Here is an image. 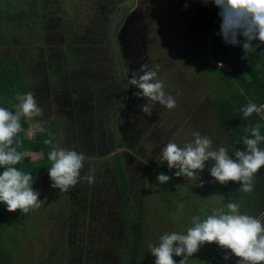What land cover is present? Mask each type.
I'll return each mask as SVG.
<instances>
[{"label":"trees","instance_id":"trees-1","mask_svg":"<svg viewBox=\"0 0 264 264\" xmlns=\"http://www.w3.org/2000/svg\"><path fill=\"white\" fill-rule=\"evenodd\" d=\"M19 1L15 0V4L13 5L11 0H0V107H4L15 113L16 105L19 104L17 100L18 95H24L28 92H39L41 87H44L46 92L54 95L57 93L65 95L62 101H70V98H72L71 101L75 103L72 118L77 122V117L79 114H82V111L77 110L78 101H75V96L81 85L80 82H76L77 77L71 68L72 59L68 56L66 48H59L60 52L63 50L64 52L63 55L60 54V57L57 58L53 56L54 51L50 52L47 49L44 51L45 54H40L39 48L41 46L31 47L21 42L19 44L13 42L16 36L20 37V39L22 37L35 39L37 36V42L41 38L42 42L49 46L51 45L50 42H52L51 36L55 32L56 35L60 34L58 36L60 39L67 35L69 36L66 25L64 26V20H68L65 15L69 16L66 10H64L65 14H63L65 7L64 0H21L20 5ZM77 3L82 5L83 1L77 0ZM191 6L203 7L199 15L195 16L194 25H184L183 22L185 21H183V18L179 24L186 27L184 34L188 32L191 38L206 37L207 40L210 37V40L207 41L208 49L203 52L204 57L199 54L196 56L198 60L197 58L194 60H197L198 66L211 74L216 82L222 83L225 91L224 94L208 98L203 103L202 110L206 112V118L208 116L211 117V121L208 122L220 128L225 137L231 141L232 150L229 151V155L232 159H235L233 153L235 149L246 150L245 145L242 143L243 138L245 136L253 138L251 137V128L259 126L260 133L264 136V108H262L261 113H253L252 116L247 118L244 117L241 111L249 103H255L258 107L264 106V45L260 44L258 40L253 41L252 45L255 51L246 53L242 46L245 42L242 35L239 36V43L237 45L226 43L221 34L222 19L219 15L220 9L212 0H151L146 6L150 14L143 21L140 20L142 22L139 21L140 24L145 21L144 44L149 47L150 51L152 42L157 41V50L159 53L163 52L160 47L162 38L159 33L165 21L174 22L173 7L186 12L187 8ZM162 8L164 10H161ZM70 17L75 18L72 14H70ZM155 20L159 24L154 25ZM184 34L181 32L179 38L184 39ZM182 35L183 37H181ZM153 56L151 52L144 57L145 59H150L147 63L145 61V67L150 68L155 64V59H151ZM113 59H116V57ZM223 66L229 68L226 69ZM67 76L70 79L69 88H66L64 85L66 84ZM139 100H143L141 101V106L147 103L146 98L139 97ZM156 110L157 112L160 111L157 105ZM155 117L154 113L151 116L140 114L136 123L137 127H135L136 130H139L140 136L139 134L136 135L135 138L133 137L134 140H124L123 137L117 142V145L114 141L113 132L108 127L111 136L107 135L110 145L107 151L110 153L111 146L116 145L115 147L120 150V153L115 154L113 157H101V165L103 167L97 170L95 169L90 172L81 170L82 177L83 174L94 177V183L92 184L84 180L86 183L83 186L87 188V196L83 194L75 196L73 199L65 200L60 205L61 209L58 210L59 216H62L63 224L60 232L63 233V241L68 240L72 246L66 247L63 250L50 252L46 258H43L42 264H148L147 258L140 255L141 245L146 239L147 230L155 226V223L147 224V229L144 228V222L147 220L144 203L141 201L139 193L133 188L135 182L132 173L135 170L131 168L132 163L130 161L126 163L124 161L127 158L129 159L127 155H129L130 150L145 142L144 137L150 130L148 124L154 125ZM31 123L32 118H22L21 125L23 131L14 137L13 147L16 151L31 153L30 156H25L15 167L21 172L30 173L34 182L36 178L43 175L48 181H51L48 174V168L51 167V164L48 168L46 165L51 162L48 156L53 149V142L51 144L44 143L45 140H51V137L43 131L36 132L34 137L30 139L29 130ZM203 123L200 120L195 123L194 132H199L201 136H206L207 134L200 132L201 128H204L205 132L207 130L206 126H202ZM106 131L108 133V129ZM52 139L55 140V138ZM111 139L113 140L112 143H110ZM258 146L264 150V141ZM32 155H41L43 158L35 162L31 158ZM212 163L211 161L207 162L202 172L205 175L203 178L204 182L206 184L213 183L211 185H214V183L218 184V187L222 188V191L227 194V198L232 195V203H243V206L239 207L241 214L259 218L260 214L264 213V167L256 175L253 182L254 190L251 193H246L240 189L241 185L237 182H229L226 185H222L215 181L210 174ZM152 164L155 165L154 163ZM86 165L87 162H85ZM151 165L149 164V167ZM105 168L108 171V176H106V171L104 173L103 170H100ZM148 168L144 172L147 177L148 172L154 171L156 173V169L159 173L168 175V172L162 171L156 165L155 170L154 167H150V170ZM3 171L4 169L0 168V173ZM168 176L170 179L175 178L170 175ZM175 181H177V184H180L179 188L184 184L183 181ZM168 185L171 188L173 184L168 183ZM90 187L92 189H88ZM179 188L176 196H180L181 189L179 190ZM169 195H173V192L170 193V190L167 195L159 194L158 192V196H161L165 200L170 198ZM83 196L86 197L82 198ZM89 198L91 199V204H89L91 209L85 210L84 208L87 207ZM93 198L97 200L95 204L92 203ZM244 200L246 202L245 206ZM73 206H77L86 212L88 211L85 222L89 219V222H96L94 226L100 228L96 230L92 225H90L91 227L84 228L86 230V237L88 232L90 238H95L96 235L105 236L106 238L100 237L96 242L95 239H89L88 247L78 245L79 243L88 241L84 240L79 243L74 241V233L68 226V223L73 219V216L70 215ZM101 207H103L102 215L105 217H101L94 210L95 208L101 209ZM136 207L139 209L136 210ZM77 215L76 223H78L80 213ZM24 216L26 215H23L19 210L13 213L8 212L6 205L0 204V264H19V260L24 259V257L19 259V245L23 238L20 233L24 232L23 229L21 230L24 223H21V220ZM136 217L138 219L137 223L133 225ZM207 217L201 216V221ZM81 218L83 220V217ZM192 226L194 225L192 224ZM67 232L68 234H66ZM207 245L220 248L216 244ZM151 247L149 246L146 250L150 251ZM210 250V248L205 250L208 253L206 261L214 254V250L212 249L211 252H208ZM117 252L120 253L119 258H117ZM131 252H134V261L132 258L127 257V254Z\"/></svg>","mask_w":264,"mask_h":264},{"label":"rangeland","instance_id":"rangeland-1","mask_svg":"<svg viewBox=\"0 0 264 264\" xmlns=\"http://www.w3.org/2000/svg\"><path fill=\"white\" fill-rule=\"evenodd\" d=\"M82 1L83 3L80 5L77 3V0H64L65 7L63 9V14H65L64 10L69 14V16L65 15L68 20H64V26L66 25L69 36L67 35L63 39H59L57 43L59 44V48L64 47L69 52H67V54L72 59L71 68L77 77L76 82H80L81 87L78 88L79 90L75 96V101H78V110L83 112V114H81L83 119L82 121L76 122L72 118L75 105L74 102L68 103L64 100L66 103L62 105V109L56 107L55 103L53 105L51 104L50 108L44 106L43 117L46 116L45 112H47V116L45 119L41 116L32 118L29 138L32 139L36 132L43 131L48 133V136L51 137L53 142V148L74 149L78 153H83L86 157L85 162H87V165L85 166L84 162L85 169L83 168L82 170L90 172L103 167L101 165V157H113L115 153H120V150L114 151V146H111L110 153L108 151H99L94 154V150L98 151L95 149L96 147H99V149L102 148L101 144L106 141V129H108L107 135L111 136L108 128L110 125V108L107 110L106 114L105 111L101 110L100 100L102 99L99 98L100 86L102 83L107 82L110 91L111 82L117 79L116 75L119 63L116 59H113L115 57V50L110 41L113 40L112 36L119 26L115 11L120 9L125 1ZM141 1L145 2L146 0H134V6ZM20 2L21 0L19 1V5L21 4ZM11 3L14 5L15 0H11ZM79 3L81 2L79 1ZM123 7L124 6H122L121 9ZM173 8L172 14L174 16V22L165 21L159 33L162 38L160 47L163 52L159 53L157 50V41L152 42L151 51L147 45L139 42V47L141 49L139 70L142 75L144 71L156 70L158 65L159 70L157 72V79L163 83L166 94L174 97L176 107L167 109L158 103L154 104L152 112L154 116H156V120L154 119L155 121L153 122L154 125L151 126V124H148L150 130L144 137L145 142L139 144L133 150H130L129 155H127L129 159L127 158V160L124 161L125 163L130 161L132 163L131 168L135 170V172L132 173L135 182L133 188L139 193L140 199L144 203L147 219L144 222V228L147 229V224L155 223V226L147 230L146 239L141 245L140 255H142L141 257L145 256L147 258L148 264H152L155 261V257L150 251H147L146 248H149V246H158L162 236L171 234L172 232L187 234L188 228L193 224L194 217L198 216L201 219L203 215L207 217L215 213L227 212V204L232 203V195L227 198V194L222 191V188L218 187V184H206L203 179L205 175L202 172L197 173V176L190 180L183 176L178 178L175 175L177 169L169 171L167 162L163 161L161 158V153L169 142L176 143L181 148L189 143H193L195 137L194 133H196L194 132V125L199 120L204 122L202 126L207 127L206 132L204 128H201L202 130L200 132L207 134L206 137L212 141L214 150H218L219 147L222 146L226 147L228 152L232 150L231 141L225 137L220 128L208 122L211 121V117L208 116L206 118V112L202 110V105L208 98H214L217 95L225 93L223 84L216 82L211 74L205 72L197 64L198 58L196 56L201 54V56L204 57L203 52L208 49L207 41L210 40V37L206 40V37L191 38L188 32L184 34L186 28L184 25H194L195 16L199 15L203 7L191 6L187 8L186 12L180 11L177 7ZM161 10H164V8ZM70 14L75 18L80 17L81 19L72 18ZM146 16L147 15L143 17ZM182 18L183 21H185L183 22L184 25L179 24ZM156 24H159L157 20H155L154 25ZM139 27L141 34L145 29V21L139 24ZM181 32L184 34V39L179 38ZM181 37H183V35ZM39 39L37 42V36L35 39H26V37L20 39V37L16 36L13 42L15 44L21 42L31 47L43 46L45 43L42 42V39ZM51 44H53V42H51ZM126 44L128 45V50L129 48L133 49L134 46H130L131 43ZM63 52L64 50L60 52L61 55H63ZM151 52L154 55L151 59H155V64L147 68L144 64L145 61L147 63L150 59H145L144 57ZM127 53L128 51L126 54ZM195 58H197V60H194ZM223 67H226V69L229 68L227 66ZM120 73L121 71L119 68V74ZM43 92L45 93L46 89L41 87L39 92L36 91L33 93L37 103L38 98ZM42 98L44 99V96H42ZM82 99L85 101H81ZM92 101L93 103H91ZM141 101L143 100H139L138 102L140 110ZM101 103L103 102L101 101ZM156 105L160 109L159 112L156 110ZM136 132H139V130H136ZM138 134L140 136V132ZM52 138H55V140ZM31 158L33 161L37 162L42 160L43 156L32 155ZM110 160L112 161L111 158ZM151 163H154L162 171L168 172V175L175 177V180H180V182L183 181V186L179 188L180 184H177V181L174 179H170V182H168L173 184L171 188L168 183H158L157 177L158 174L161 173H159L155 165H151ZM50 164L51 162L46 165L47 168L50 167ZM149 164L151 165L150 167H154V170L156 169V173L154 171H152L153 173L148 172L147 177L144 172H146V168L149 167ZM150 167L148 170H150ZM100 170H103L104 173L106 171V176H108L106 168ZM83 176H86V174H83ZM81 180L82 181L75 187L70 188L67 192H61L59 189H54L51 186L52 181H48L44 175L36 178L33 184V190L40 194L39 198L41 201L46 202L39 209L30 211L21 220V223L24 222L21 228L24 232L20 233L23 238L19 245V259L21 257H24V259L19 260V264H42L43 258H46L50 252L54 250H63L66 247L72 246L68 240L63 241V233L60 232V228L63 224L62 216H59L58 210L61 209L60 205L65 200H70V198L73 199L75 196H81L83 194L87 196V188L83 186L86 182H84L83 179ZM101 184H99V186H101ZM200 184H203V187H200ZM206 185H208V187H206ZM178 188L179 190L181 189L179 193L180 196H176ZM88 189H92V187ZM174 189L176 190L175 192ZM169 190L170 193L173 192V195H169L170 198L168 200L158 196V192L159 194L167 195L169 194ZM228 194L230 196V192ZM90 200L89 198L87 207L84 208L85 210L91 209V206L89 207V204H91ZM96 201L97 200L93 198L92 203L95 204ZM237 205L242 207L243 203L237 202ZM245 205L246 202L244 200V206ZM138 209L139 208L136 207V210ZM94 210L101 217H105L102 215L103 207H101V209L95 208ZM78 213H80V218L77 221L78 223H76L75 220L78 217ZM70 215L73 216V219L68 223V226L74 233L73 238L75 242L79 243L84 240L88 241L89 239H95L96 242L100 237L106 238L105 236L98 235H96L95 238H90L88 232L87 237L85 236L86 230L84 228L91 227L90 225L96 230L100 229L94 226L96 222H89V219L85 222L88 211L86 212L79 209L77 206H73ZM81 217H83V220ZM137 220L136 217L133 225H136ZM66 234H68V232ZM89 242L90 241L79 243L78 245L88 247ZM203 246L205 250L207 248L211 249L208 252H211L212 249L214 250V254L210 259L206 261L208 259V253L203 252L200 247L197 253L188 258L187 264H205L206 262V264H210L213 257L216 256L220 250V248L216 246L207 244ZM116 255L118 256L117 258H119L120 253L117 252ZM57 256L59 257V255ZM133 256L134 252L127 254V257L132 258L134 261L135 257ZM173 259L176 261V264H179L182 257L174 256ZM234 262H239V258L232 255V264H234ZM214 263H217V260L212 264ZM217 264H219V262Z\"/></svg>","mask_w":264,"mask_h":264},{"label":"clouds","instance_id":"clouds-1","mask_svg":"<svg viewBox=\"0 0 264 264\" xmlns=\"http://www.w3.org/2000/svg\"><path fill=\"white\" fill-rule=\"evenodd\" d=\"M220 9L222 19L221 34L226 43L237 45L238 37L245 38L243 49L246 53L255 51L253 41H259L264 45V0H212ZM156 70L144 71L137 76L132 73L129 85L139 91L137 97L146 98L147 103L141 106V111L148 116L152 115L153 104L158 103L167 109L176 107V101L172 95L166 94L163 83L157 79ZM19 104L15 113L0 107V204L7 207L10 213L19 210L23 215L39 209L46 201L40 200V194L33 190V177L30 173H24L15 167L25 156L31 153H20L13 147L14 137L23 131L22 118L31 119L43 115V109L38 106L32 92L18 95ZM264 106L258 107L255 103H249L241 111L245 118L253 113H261ZM251 137L245 136L242 143L246 150H234L235 159L229 155L226 147L214 150L212 141L194 133L195 140L183 148L176 143L169 142L161 153L163 161L167 162L169 171L177 169L176 177L183 176L193 179L197 173L203 172L207 162H213L210 174L222 185L229 182H237L241 190L251 193L254 190V180L260 169L264 167V150L258 145L264 141L259 126L250 129ZM45 144H51V140H45ZM48 159L51 167L48 174L52 181V187L61 192H67L75 187L81 179L89 184L94 183L91 175L81 176L84 168L85 155L74 149L53 148ZM168 175L159 174L157 181L167 184ZM203 187V184H200ZM227 212H219L209 215L201 221L200 217L193 218L192 227L187 234L172 232L161 237L158 246H152L151 254L155 257L154 264H176L174 256L182 257L179 264H187L188 258L197 253L205 244H216L231 255L239 258V264H264V213L260 217H254L239 212L236 203L227 204ZM231 255H225L227 261Z\"/></svg>","mask_w":264,"mask_h":264},{"label":"flooded vegetation","instance_id":"flooded-vegetation-1","mask_svg":"<svg viewBox=\"0 0 264 264\" xmlns=\"http://www.w3.org/2000/svg\"><path fill=\"white\" fill-rule=\"evenodd\" d=\"M121 1H125V3L121 5V7L122 6L124 7L122 9L120 7V9H117L115 11L117 15L116 16L117 22H119V26L115 30L114 35L112 36L113 40L110 41L115 50L114 55L116 57V61L119 63L118 71L116 75L117 79L114 82H111L110 84L111 92L109 91L108 83L107 82L102 83L100 86V96H99V98L102 99L100 100L101 110L105 111V114H106L107 110L110 108V111H109L110 126L109 127L113 132L114 141L116 145H117V142H119V140L123 137H124V140H129V139L134 140L133 137L135 138L136 135H138V132L135 133L136 132L135 127H137L136 123L140 117V114H145L138 107L139 97H137L135 93L139 90L135 88L134 86L129 85L128 81L132 73H136L137 76L141 75L140 70H139L140 68L139 58L141 54L139 42L144 43L145 36H144V32L140 34L139 21L140 20L143 21L145 19V17L143 16L150 14L146 6L151 0H146L145 2L141 1L136 6H134V3H135L134 0H120V2ZM126 27L127 29H129L128 30L129 33L123 36V32L125 31ZM59 35H56V32L52 34L51 38H52L53 44H51L50 42L51 45L49 46L46 43H45L46 47L41 46L39 48L40 54H45L44 53L45 49H47L48 51H52V48H53L54 49L53 56L59 58L61 53L59 50H56L57 48H59L58 46L59 44L57 43V41L59 42V39H60L58 37ZM126 43H131L130 46H134L133 49L129 48L128 50V45ZM127 51L128 53L126 54ZM119 68L121 71L120 74H119ZM64 85L66 88L70 87V79L68 76L66 78V84ZM42 96H44V99L42 98ZM64 98H65V95L63 94L57 93L54 95L49 92H45V93L43 92V94L38 98V106L43 109V112L45 109L44 106H46L47 108H50V105L51 104L53 105L54 103L56 107H59L60 109H62V105L66 103L65 101L61 103V101ZM71 99L72 98H70V101H67V100L66 101L68 103H73ZM81 101H85V100L82 99ZM101 101L103 103H101ZM78 105L79 104L77 103V106H76L77 110L79 109ZM74 109H75V105H74ZM45 113L47 116V112ZM46 116L43 117L42 115L41 117L45 119ZM82 119H83V116L79 114L77 120L82 121ZM105 138H106V141L103 144H101L102 148L99 149V147H96L95 149H97L98 151L94 150V154L98 153L99 151L101 152L107 151V148L110 146L109 137L107 136V134ZM112 141L113 140L111 139L110 143H112ZM76 144L78 146L77 142ZM74 148H75V145H74ZM115 150H119V149L115 147L114 151ZM201 249L203 252H205L204 246H201ZM225 255H231L230 251H225L220 248L219 252L217 253L216 256L213 257V260L211 261L210 264H212L216 260H217V263L219 262V264H232V255H231V258L227 261L224 259ZM217 263H214V264H217Z\"/></svg>","mask_w":264,"mask_h":264},{"label":"water","instance_id":"water-1","mask_svg":"<svg viewBox=\"0 0 264 264\" xmlns=\"http://www.w3.org/2000/svg\"><path fill=\"white\" fill-rule=\"evenodd\" d=\"M128 30H129V29H127V27H126L125 31L123 32V36H124V35H127V34L129 33Z\"/></svg>","mask_w":264,"mask_h":264},{"label":"bare ground","instance_id":"bare-ground-1","mask_svg":"<svg viewBox=\"0 0 264 264\" xmlns=\"http://www.w3.org/2000/svg\"><path fill=\"white\" fill-rule=\"evenodd\" d=\"M54 49L52 48V51H53ZM56 50H59V48H57ZM51 52V51H50Z\"/></svg>","mask_w":264,"mask_h":264},{"label":"crops","instance_id":"crops-1","mask_svg":"<svg viewBox=\"0 0 264 264\" xmlns=\"http://www.w3.org/2000/svg\"><path fill=\"white\" fill-rule=\"evenodd\" d=\"M234 264H239V262H234Z\"/></svg>","mask_w":264,"mask_h":264}]
</instances>
